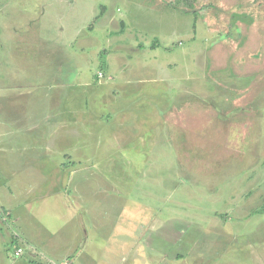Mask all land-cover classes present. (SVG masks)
Segmentation results:
<instances>
[{
    "label": "rangeland",
    "instance_id": "374dc122",
    "mask_svg": "<svg viewBox=\"0 0 264 264\" xmlns=\"http://www.w3.org/2000/svg\"><path fill=\"white\" fill-rule=\"evenodd\" d=\"M179 2L0 0V58L12 63L2 66L0 81H8L10 67L11 75L20 71L18 82L29 76L27 92H34L5 114L18 121L26 109L40 120L49 110L60 114L50 136L28 127L0 149L1 181L17 190L46 179L50 188L67 189L50 195V203L64 199L68 206L70 196L75 203L48 215L53 223H72L74 232L86 223L87 246L78 252L92 264L182 263L153 259L145 243L159 238L166 242L159 250L184 253L185 264H264V0H195L197 14ZM120 41L136 49L121 50L131 61L128 85L118 77V59L101 61ZM105 70L115 80L93 89ZM42 79L49 91L36 88ZM69 109L80 110L76 126L84 132L68 133ZM75 155L91 161H80L87 170L76 177L93 185L82 201L64 183ZM37 169L44 174L27 182ZM13 214L0 217V264H32L26 251L16 256L20 243L9 238L17 233ZM131 238L143 245L138 253L146 262L115 253ZM105 250L111 259L102 257Z\"/></svg>",
    "mask_w": 264,
    "mask_h": 264
},
{
    "label": "crops",
    "instance_id": "0c3cea01",
    "mask_svg": "<svg viewBox=\"0 0 264 264\" xmlns=\"http://www.w3.org/2000/svg\"><path fill=\"white\" fill-rule=\"evenodd\" d=\"M88 1L89 0H76V3L78 5H81V4L88 3ZM79 9H80L79 7L74 6V10H79ZM80 10L83 11V10H85V8H82ZM106 15H107V12L104 16H106ZM103 18L100 20V23H104ZM3 30H5V29H3ZM121 35H123V33L118 35L120 37L117 36L116 38H122ZM120 42H121L120 46L118 48H116V50L114 49V50L108 51V53L106 52L101 61H103L102 65L104 66L105 60L109 61L112 58V60L115 61L118 59V67H119V71H120V75L118 77H121L124 84L128 85L130 83L129 79H132V77H133L131 75V72H129V73L127 72V70L131 67V61L123 59V57L121 56L122 55L121 50H123V52L125 54L128 50L129 51L132 50V52H134V51H136V49H135V47H132V46L129 47V45H126V43H123V41H120ZM50 48H53L54 50H56L55 45L51 46ZM47 52H50L49 49L47 50ZM121 58H122V60H121ZM4 64L11 65L12 63L9 60L4 61L0 58V74L2 73L1 68ZM8 69L12 73V69H10V67H8ZM107 70L100 71L101 73L103 72V75H104L103 78H105V79L100 78L98 76V73H100V72H98L96 74V81L93 80L95 84L93 83L94 84L93 85L91 83L93 86V89H99V88L101 89V86L105 85V83H106L105 81H112V80L114 81L115 80L116 77L112 76L110 74V72H108L109 70L108 71ZM19 72L20 71L16 70L14 75H11V73H10L8 75V77L9 76L10 77L8 78V81L6 83L2 80L0 81V112L2 110H4L0 116V143H3V144H0V149H4V147H9L10 146L9 141L14 139L15 137H18V134L20 137V136H23L26 133H28V130H29L28 127H30V128L32 127L31 129L42 130L43 131L42 134L44 135V137H48L51 134V131L48 130L52 126L50 124L51 122H53V124L56 125V128H55L56 130H59V126H60V121L58 119L60 114L57 112H55V114H53L50 112V110H49V112L43 114V117L41 120L38 118V114L32 115L28 111V109H26V113L24 115V121L16 120L15 116L13 114H11V116L9 113L5 114L6 113L5 107L9 108V106H10V109L14 108L16 111L18 108H20L19 105H21L20 101L22 98H24L27 101V100L33 99V97H34V92H27V88L29 86L28 82H31L29 76H25L26 77L25 79H23L21 82H18L17 79H19V77H18ZM134 78H136V77H134ZM11 79H12V82L10 83ZM42 81H43V83L40 82V86L38 87V85H37L36 88H43V91H47L46 87H48V91H49L50 90L49 89V86H50L49 82L47 80H43V79H42ZM53 84H55V83H53ZM120 84H121V82H119V80H117V82L115 83V85L113 87L115 90V93H114L115 97H118L120 95V93H119V90L121 89ZM44 85H46L45 88L43 87ZM11 90H13V92ZM16 90H19V91L15 95ZM55 93L57 94V92H55ZM111 96L113 97L114 95H111ZM26 97H27V99H26ZM59 97H61V96L59 95L57 98H59ZM28 107H30V106H28ZM163 110L165 111V109H163ZM79 111L80 110L69 109V115H70V119H71V122L67 121L69 134H71L73 131H76V127L79 128L77 130L78 132H84V128L82 127V125L76 126L78 119H75V117H79V115H80ZM164 111H162V112H164ZM29 119L34 122V124H32L33 126L28 125ZM36 119L39 122H36ZM63 122L66 123V121H64V119H63ZM24 123H26V124H24ZM42 134L40 135L39 138L43 137ZM55 134L56 133H54L52 135V140L55 137ZM113 137L114 136H112L111 138L113 139ZM52 140H51V143L49 142V144H52ZM148 140L150 141V139H148ZM141 142L147 143V138L142 137ZM52 145L55 146V144H52ZM75 153H78V151H76ZM81 157H85V156L75 155V160L72 162L71 178L69 179L67 184H66L67 179L65 178L64 183L69 188L74 186V188H75L74 191H76V193H74V194H77L78 195L77 197L80 198L79 200L82 201L83 197L85 198V197L89 196V193H90L89 188H91V186H93V185L89 184L90 178H88L86 176L82 175L81 179H76V177L79 174H81V173L85 172V170H87V168H81V166H79V164H80V161H82V160H84V161H89V160L88 159L77 160L78 158H81ZM120 159L125 160V157H121ZM39 162H40V159H37L35 157V158H31L30 163L32 165H35L34 169H36V165ZM89 162H91V161H89ZM106 162H107V160L104 159L102 163H106ZM95 163H97L98 165L101 164L100 161H96V160H95ZM43 171L44 170H42V169H37L35 171L36 175H34V174L28 175V178L26 181L32 183V180L34 177H38V179H39V177L42 174H44ZM1 180L2 179L0 178V217L1 218H5L8 216L12 217V215L14 216L13 213L16 214V221L18 223H14V226L15 225L17 226V233H14L12 236L9 235L10 233L8 234L9 238L11 237V239H12L11 241H17L20 243L18 245V247L16 248V251L18 249H23L22 254L24 253V251H26V253L29 255V258H30L32 264H49L50 262H54L52 260L54 257H56L57 254L62 255V253L65 254V257H67V258L62 257V259H65L63 261H70L72 264H92V262L94 261V259L92 257L86 256L85 254L78 252L80 250H83L80 246H83L84 248H86V246H87L88 230L85 231L86 223H77L76 228H75V232H74L72 223H53L51 216L48 215V214H51V213H49L51 210L60 209V213L63 212V210L66 212L67 209L69 208V205L75 203V200H73L72 196H70L68 198V200L70 201V202H68V203H70L68 206L62 205V202L64 201V199L61 201L60 204H58L57 201L53 202L52 204L50 203V195L55 194V195H57V197H59L62 194H64L65 191L68 194L67 189H65L63 186L60 188L59 183L57 185H55V188H50L48 185L49 182L46 181V179H43L38 183V188H34V186H33V188L31 189V188H28L27 184H25L24 186H21L22 184H20L21 187H19L16 190L14 188H12V189L8 188L6 186V184L3 183ZM44 185H48V186H46V189L44 188ZM95 185H97V187H99L98 183H96ZM96 195H97V192L94 193V196H96ZM78 203H80V202H78ZM61 208H63V210H61ZM46 216H47V218H45ZM3 222L6 223L5 220H3ZM69 226H70V231H71V233H70L71 234V237H70L71 241L67 240L69 237V228H68ZM152 226H155V223ZM149 230H151V229L149 228ZM80 231H82L86 236L79 233ZM152 231H153V229H152ZM155 241L156 240L151 241L148 239L147 243L144 242L146 244L147 251L151 252L152 256H154V258H153L154 260L160 259L161 261H163V260L169 259L170 257H173V258H176L178 261H182V263H178V264H185L187 262V261H185L186 255L184 253H180L178 251L177 252L176 251H168L167 252L164 250H159V249H161V246L159 244H166L165 240H160V238H159V241L157 243ZM0 242H2V243L4 242V236L3 235L0 236ZM173 242L175 245L178 246V248H181V246H180L181 240L177 239V236L174 238ZM142 246L143 245H140V243L137 239L133 242L132 238H131L130 242L121 243L120 248L116 246L115 247V253L118 254L119 252H126L130 256H134L135 260H137L139 262L145 260V262H146V259H144V257L140 256V254L138 253V248H140V250H144L142 248ZM195 247H196V244L194 245V248ZM173 253L175 255H173ZM161 256H163V257H161ZM193 256H194V254H193ZM102 257H106L107 259L112 258L110 256V254L107 253L106 250H105V253L102 254ZM196 258H197V255L195 254V259ZM223 258H221V259H223ZM221 259H219V260H221ZM251 259H253V258H251ZM248 262H249V260H246V263H242V264H249ZM211 263H212V259L210 260V264ZM213 264H218V263H217V261H213ZM252 264H256L254 262V260H253ZM257 264H259V262Z\"/></svg>",
    "mask_w": 264,
    "mask_h": 264
},
{
    "label": "trees",
    "instance_id": "16d2710c",
    "mask_svg": "<svg viewBox=\"0 0 264 264\" xmlns=\"http://www.w3.org/2000/svg\"><path fill=\"white\" fill-rule=\"evenodd\" d=\"M179 3L183 4L186 9H190L191 11L194 10L196 12L195 4H194L195 0H180ZM195 14H197V12ZM97 18H95V20ZM263 212H264V209H263Z\"/></svg>",
    "mask_w": 264,
    "mask_h": 264
},
{
    "label": "built area",
    "instance_id": "2783aa9c",
    "mask_svg": "<svg viewBox=\"0 0 264 264\" xmlns=\"http://www.w3.org/2000/svg\"><path fill=\"white\" fill-rule=\"evenodd\" d=\"M101 76H102V77H101ZM100 77H101V78L104 77L102 73L100 74ZM22 251H23V249H18V250L16 251V256H17V257H20L21 254H22ZM49 264H72V263H71L70 261H63V262H61V263L50 262Z\"/></svg>",
    "mask_w": 264,
    "mask_h": 264
}]
</instances>
